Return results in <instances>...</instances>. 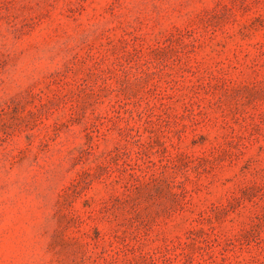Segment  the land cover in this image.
Instances as JSON below:
<instances>
[{"label":"rangeland","instance_id":"1","mask_svg":"<svg viewBox=\"0 0 264 264\" xmlns=\"http://www.w3.org/2000/svg\"><path fill=\"white\" fill-rule=\"evenodd\" d=\"M0 264H264V0H0Z\"/></svg>","mask_w":264,"mask_h":264}]
</instances>
